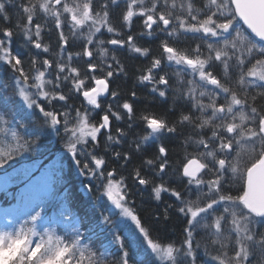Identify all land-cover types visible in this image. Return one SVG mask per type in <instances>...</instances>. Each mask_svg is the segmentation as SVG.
Masks as SVG:
<instances>
[{
    "label": "snow or ice",
    "instance_id": "1",
    "mask_svg": "<svg viewBox=\"0 0 264 264\" xmlns=\"http://www.w3.org/2000/svg\"><path fill=\"white\" fill-rule=\"evenodd\" d=\"M0 22V169L31 194L0 264H264V0H0ZM66 165L91 203L58 231Z\"/></svg>",
    "mask_w": 264,
    "mask_h": 264
},
{
    "label": "trees",
    "instance_id": "2",
    "mask_svg": "<svg viewBox=\"0 0 264 264\" xmlns=\"http://www.w3.org/2000/svg\"><path fill=\"white\" fill-rule=\"evenodd\" d=\"M140 30L141 29L139 27V23L137 22V24L134 26L133 31H140ZM45 39L51 42L52 39L54 38H50L46 36ZM150 40H151V37H147L145 39L140 40L139 43L148 45V42ZM22 45H23V38L16 37L13 43V50L19 51V52H25V48ZM52 46L53 48L55 47L54 43ZM131 55L132 54L121 55L122 62L125 63L127 71H128V77H127L125 88H130L133 86V84L135 83L134 73H135L136 68L146 63V61L143 58L139 60L131 59L130 58ZM137 91L142 96L147 95V91L143 89L142 86L138 87ZM173 147L176 148V145H174ZM50 151H55V149L45 148L41 153L40 160L46 162L48 159V156L50 155ZM65 171H66V179H68L69 183H72L73 181V182H78V184H81L82 178L79 179L80 177L75 174L74 169L66 165ZM9 174H12L14 176L11 168L7 169V173L5 172L4 169H0V181L9 182L11 186H16L18 188L23 186V183L20 182V177L16 176L15 178H9ZM66 188L67 187H65V184H64V188L61 189V192H58L55 195V197L52 198V201H50L51 200L50 199L46 202L47 215L52 216V218L54 216L59 217L61 220L59 231L64 230L63 228L64 226L66 228L71 227V225L68 223L69 217H72V216L77 217V218L84 217L91 203L89 201L88 196H86L85 198L83 197L76 198ZM15 191L14 192L12 191L10 194H8L7 200L9 199V201L7 203L10 202L9 204L19 205L22 208L24 205H27L30 202V199H31V197H29L30 194L25 193L23 198L21 196L15 197ZM136 199H137V203L141 205V212H142V215L145 217V219H147L150 216L151 212L159 210L156 205V202L150 200L147 197V194H145L144 196L143 203L141 202V199L139 197H137ZM177 230L178 228H173L171 231H177Z\"/></svg>",
    "mask_w": 264,
    "mask_h": 264
},
{
    "label": "rangeland",
    "instance_id": "3",
    "mask_svg": "<svg viewBox=\"0 0 264 264\" xmlns=\"http://www.w3.org/2000/svg\"><path fill=\"white\" fill-rule=\"evenodd\" d=\"M79 179H81V177ZM64 184H65V187H67L66 189H68L69 192L71 194H73L74 197L85 198L87 196V193L85 192L84 188L81 186V184H78V182L72 181V183H69L68 179H65ZM22 188H23V186L18 188L16 186H11L9 184V182L0 181V223H2V221H3V217H4L5 212H14L18 209H21V207L19 205L9 204L10 202L7 203L9 201V199L7 200V198H8V194H10L12 191L14 192L15 190H16L15 191V197L21 196V189ZM26 194H29V193H26ZM29 197H31V194L29 195ZM50 201H52V199ZM47 216L50 217L53 221L51 226L53 228H56L59 231V228L61 225L60 224L61 223L60 218L55 217V216L52 218V216H49V215H47ZM63 228L66 229L65 226Z\"/></svg>",
    "mask_w": 264,
    "mask_h": 264
}]
</instances>
